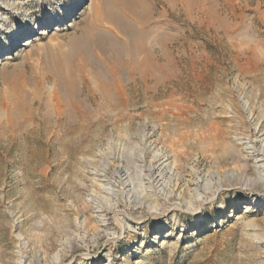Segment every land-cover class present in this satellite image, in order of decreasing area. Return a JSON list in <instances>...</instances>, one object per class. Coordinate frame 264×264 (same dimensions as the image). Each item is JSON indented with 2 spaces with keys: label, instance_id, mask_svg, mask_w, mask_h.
<instances>
[{
  "label": "rangeland",
  "instance_id": "1",
  "mask_svg": "<svg viewBox=\"0 0 264 264\" xmlns=\"http://www.w3.org/2000/svg\"><path fill=\"white\" fill-rule=\"evenodd\" d=\"M106 2L0 0V264H264V0ZM86 28L117 44L83 43L84 109L58 113L51 69ZM116 45L163 76L114 66Z\"/></svg>",
  "mask_w": 264,
  "mask_h": 264
},
{
  "label": "bare ground",
  "instance_id": "2",
  "mask_svg": "<svg viewBox=\"0 0 264 264\" xmlns=\"http://www.w3.org/2000/svg\"><path fill=\"white\" fill-rule=\"evenodd\" d=\"M83 1L84 0H73V2H75V5H74L73 9L74 10L76 9V6L78 5L79 2H80V5H79V7H80L82 5ZM99 1L100 2H104V1L106 2L107 0H98V3H99ZM115 1H116V3H115L116 5L123 4V6H124V3L128 2V4H129V1L132 2V0H115ZM125 6H127V5L125 4ZM79 7H78V9H79ZM143 8H145V7H143ZM131 10H132L133 16L135 18L140 16V15H142V13L140 14L139 11H138L139 14H135V12H133V9H131ZM142 11L144 12V10H142ZM74 12L76 13L77 11L75 10ZM75 13L70 12V15L75 14ZM107 15H108L107 17H109L110 19L115 21V23L117 25L124 26L123 27L124 29H127L130 32L133 31V32H135V34L136 33L138 34V32H141V33L138 34L140 37H142L143 33H145V31L143 29H139V28H143V26H142L141 23H138V21L134 20V22H133L131 20L130 22L127 21L124 24V22L122 21V19L120 17V13L117 10L116 11L115 10L107 11ZM136 24H138L139 26L136 25ZM82 32H83L82 36L79 39H76V41H75V43H77L80 47H78V49L75 48L74 50L69 52L61 61H59V63L57 65H54L52 67V69H51V73L53 74L54 79L59 83L60 87H62V86L67 84L66 88H65V90L63 92L64 95H65V98H66V99H64V108H62V110L58 109L59 110L58 113H64V114L67 113V112L80 113L84 109V106H85L84 102L82 100L78 99V96L75 93L74 80L71 79V76L69 75V73L71 72V71H69V68L72 67L71 63L73 61V56L75 54L81 53L84 60H89V59L91 60V58H90L91 57V52H90V49L87 47L89 45V43H94L95 42V43H98V44L99 43L103 44V42H107L108 43L107 45H109V47H113L115 44H117V41L115 39L116 37L114 38V36H115L114 34H113L114 36H112V38H111V36H108V35L106 36V32L105 33L99 32V34H100L99 35V34L95 33L94 31L92 32L91 30H89L87 28L85 30H83ZM125 32H127V31H125ZM37 33L38 34H46V28H43V27L39 28ZM109 33H107V34H109ZM26 40H28V39H26ZM118 42H121V41L118 40ZM138 42H136V45L138 44ZM83 43H87V46L84 45ZM22 44L23 45H29V40L28 41H23ZM141 45L140 46H139V44L137 45V47L135 48V52L133 54L139 53L141 51V49H143V47ZM118 46L116 45V47H117L116 51H118V56H117V54H114V57L112 55V57L114 59L110 58L112 60L111 63H113L114 66L118 67V66H120V65H122L124 63L119 58V57H121V55L119 56V53H121V54H123V53L127 54L128 53L129 54L128 60H127V57L126 56L125 57H126V64L127 65H129V64L131 65V67H129V74L131 76H133L135 73H138V74H140V77H143V78H146V79H156V78H158V76L156 75L157 73H160V75L163 73V71L165 69L166 62L165 63H161V62L158 61L159 59H154L155 57H152L151 55H153V54H150L151 52H149L148 50L144 49V57L141 58L142 60L141 59L140 60H136L135 59L136 60L135 61L133 59V55H131L132 52H130V50H125L127 52V53H125V52H123L124 50H122V48H118ZM122 46H123V44H122ZM125 46H123V47L125 48ZM113 48H112V50H113ZM146 49H148V48H146ZM108 50H109V48H108ZM165 51H167V50L165 49ZM110 53H111V51H110ZM110 53H108V55ZM165 53H167V52H165ZM165 53H164V57H165ZM109 57H110V55H109ZM108 62H110V61H108ZM162 76H163V74H162ZM165 77H163V78H165ZM105 83H106V81H105ZM118 85H119L118 84V80H115V81L109 83L104 88H102L103 86L100 85L99 96L101 98H106L107 100H109L108 105H110V106H117L119 104L118 96L121 95V90H120L121 88L119 89ZM70 86H72V88ZM16 109L18 110L19 108H16ZM17 110H15V111H17ZM259 141L260 140L257 141V137H256V139H255V137L251 138L250 141L248 142L249 143V147L248 148H250V150H249V152L251 153L250 155H252L254 157V160H255V163H256L255 165H257L258 167H262V169H264V146L260 147L259 144H258ZM260 143H262V142H260Z\"/></svg>",
  "mask_w": 264,
  "mask_h": 264
},
{
  "label": "built area",
  "instance_id": "3",
  "mask_svg": "<svg viewBox=\"0 0 264 264\" xmlns=\"http://www.w3.org/2000/svg\"><path fill=\"white\" fill-rule=\"evenodd\" d=\"M24 41H28V40H24Z\"/></svg>",
  "mask_w": 264,
  "mask_h": 264
}]
</instances>
